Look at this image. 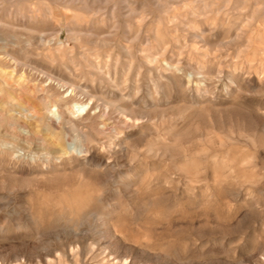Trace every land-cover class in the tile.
Listing matches in <instances>:
<instances>
[{"label": "rangeland", "instance_id": "obj_1", "mask_svg": "<svg viewBox=\"0 0 264 264\" xmlns=\"http://www.w3.org/2000/svg\"><path fill=\"white\" fill-rule=\"evenodd\" d=\"M0 264H264V0H0Z\"/></svg>", "mask_w": 264, "mask_h": 264}, {"label": "bare ground", "instance_id": "obj_2", "mask_svg": "<svg viewBox=\"0 0 264 264\" xmlns=\"http://www.w3.org/2000/svg\"><path fill=\"white\" fill-rule=\"evenodd\" d=\"M51 76V75H50ZM53 77V76H52ZM21 78V77H20ZM46 80H48V78L46 79ZM50 80V79H49ZM65 80V79H64ZM54 81V80H53ZM61 81V80H60ZM52 82V81H51ZM65 82V81H64ZM60 83H58V85H59ZM63 84V83H62ZM53 85V84H52ZM57 85V86H58ZM64 85V84H63ZM63 85H61L62 87H63ZM56 86V85H55ZM73 87H75V86H73ZM72 89V88H71ZM76 89V88H75ZM74 90V89H73ZM71 92V91H70ZM72 111V110H71ZM55 139V138H54Z\"/></svg>", "mask_w": 264, "mask_h": 264}]
</instances>
